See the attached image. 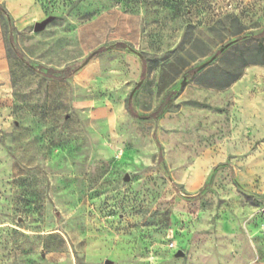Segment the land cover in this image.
I'll return each mask as SVG.
<instances>
[{"label":"rangeland","instance_id":"obj_1","mask_svg":"<svg viewBox=\"0 0 264 264\" xmlns=\"http://www.w3.org/2000/svg\"><path fill=\"white\" fill-rule=\"evenodd\" d=\"M228 16L258 35L264 0H0V264H264Z\"/></svg>","mask_w":264,"mask_h":264},{"label":"trees","instance_id":"obj_2","mask_svg":"<svg viewBox=\"0 0 264 264\" xmlns=\"http://www.w3.org/2000/svg\"><path fill=\"white\" fill-rule=\"evenodd\" d=\"M237 20V17L234 16L226 17V21H232V27L230 26L227 29L228 37L235 39L232 52L235 61L240 62L242 69L230 81L213 85L214 88H228L242 77L246 68L249 66H264V31L258 35H243V32L248 30L247 28L240 26L237 30L233 29V24ZM229 53H231V50ZM144 70H146L145 66Z\"/></svg>","mask_w":264,"mask_h":264},{"label":"crops","instance_id":"obj_3","mask_svg":"<svg viewBox=\"0 0 264 264\" xmlns=\"http://www.w3.org/2000/svg\"><path fill=\"white\" fill-rule=\"evenodd\" d=\"M5 68V70H6V75H7V69H6V65H5V63L4 62H2V64H1V66H0V70H1V72H2V79L3 80H6V79H4L5 77H4V72H3V69ZM251 73H264V69H254V71H252ZM251 77V76H250ZM250 77H248V78H250ZM245 82V81H244ZM1 92V91H0Z\"/></svg>","mask_w":264,"mask_h":264},{"label":"water","instance_id":"obj_4","mask_svg":"<svg viewBox=\"0 0 264 264\" xmlns=\"http://www.w3.org/2000/svg\"><path fill=\"white\" fill-rule=\"evenodd\" d=\"M43 27H44V25H36L35 30H36V31H40V30L43 29ZM229 46H230V44H227L225 48H228ZM205 66H206V65H204V67H205ZM179 255L182 256L183 253L180 252Z\"/></svg>","mask_w":264,"mask_h":264}]
</instances>
